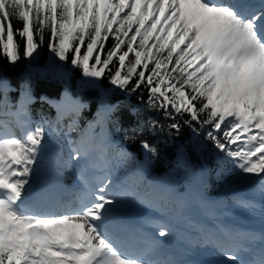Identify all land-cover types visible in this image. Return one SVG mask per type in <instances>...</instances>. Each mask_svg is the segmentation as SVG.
I'll return each instance as SVG.
<instances>
[{
	"label": "snow or ice",
	"instance_id": "snow-or-ice-1",
	"mask_svg": "<svg viewBox=\"0 0 264 264\" xmlns=\"http://www.w3.org/2000/svg\"><path fill=\"white\" fill-rule=\"evenodd\" d=\"M45 33L51 62L41 76L64 82L70 64L82 86L98 88L105 77L128 95L143 86L148 109L173 121L170 131L178 133L176 116L187 115L183 124L203 131L213 154L230 158L242 175L260 177V201L234 203L264 217V0H0V58L11 65L34 59ZM31 74L15 102L0 76V264H196L165 247L186 219L187 203L174 185L154 178L151 192L138 191L144 170L121 176L124 154L117 153L114 165L106 141L97 143L90 132L103 129L117 106L102 103L80 130L75 117L84 105L65 87L61 101H48L56 118L34 120ZM68 104L74 116L64 123ZM140 145L156 154L147 140ZM65 170L74 174L73 189L60 201L52 193L64 189ZM169 200L178 207L169 208ZM134 204L157 215L130 226L124 216ZM129 241L139 251H129ZM257 242L259 254L247 259ZM187 244L215 249L228 264H264V232L198 227Z\"/></svg>",
	"mask_w": 264,
	"mask_h": 264
},
{
	"label": "trees",
	"instance_id": "trees-1",
	"mask_svg": "<svg viewBox=\"0 0 264 264\" xmlns=\"http://www.w3.org/2000/svg\"><path fill=\"white\" fill-rule=\"evenodd\" d=\"M14 27H20V22L17 19L12 21ZM49 34L45 33V43L40 49V55L36 56L34 61L24 59L15 64L11 65L6 59L0 58V76L6 77L10 84L15 86L20 92V85L24 82L31 70L36 69L39 72H34L31 74L29 83L32 90V94L36 97L41 95H46L51 98L60 99L63 94L65 87H67L71 93L88 102L89 109L84 110L82 113V119L85 121L95 120V112L98 109L99 101L102 99L107 100L109 103H116L118 108L111 114L112 121L118 126L119 130L123 133L124 137H127L128 148L138 154H141V140H147L148 143L156 149V154L151 155L155 158V169L156 173L159 175L163 174L165 171L166 161L183 157L187 164H194L196 158L194 153L188 144V127L183 124V119H187V115L183 117L176 116V121L180 123L181 127L177 133L175 130H169L168 124L173 121L166 119L163 111H155L148 109L146 101L148 98L147 91L141 87L137 92L128 95L126 92H122L117 88L110 89L107 78L105 77L98 82V88H91L81 85V74L78 69H71L70 64L68 65L70 69V75L67 77L66 81L61 82L60 80L54 78L51 75L46 77L41 76L43 68L51 62L50 54L48 52ZM19 41V37H17ZM21 43V54L23 51V43ZM112 40L109 39L106 48L111 47ZM57 63H59L57 61ZM32 68V69H30ZM79 81V85L75 83ZM135 81H133L134 83ZM131 87V85H129ZM19 92H10L9 98L13 100L14 98H19ZM106 93V94H104ZM37 109H44L42 106ZM31 113L33 109L29 106ZM51 108V107H46ZM134 110V112H131ZM46 114V113H44ZM47 115V114H46ZM156 122L157 126L152 127L153 122ZM135 130V131H134ZM172 143V145L170 144ZM231 162V159L224 158V163L220 165L219 169L222 172H226V165Z\"/></svg>",
	"mask_w": 264,
	"mask_h": 264
},
{
	"label": "rangeland",
	"instance_id": "rangeland-1",
	"mask_svg": "<svg viewBox=\"0 0 264 264\" xmlns=\"http://www.w3.org/2000/svg\"><path fill=\"white\" fill-rule=\"evenodd\" d=\"M35 59L36 57L34 59H31V61H34ZM45 68H43V70ZM39 70L33 69L31 70L32 71L31 73H34L36 71L39 72ZM69 75H70V72L68 74V77ZM75 83L79 85V81H75ZM113 88L114 86L111 87L110 89H113ZM72 99L78 100L80 104L84 105V107L87 106V103H85L83 100L74 98L73 96H72ZM48 101L56 102L53 99L47 98L46 102ZM82 109H80V111ZM69 110H71L70 104H68L65 107V111H69ZM73 116L74 114L72 113L71 115L67 114L65 117L68 118V120L70 121L71 119H73ZM55 118H53V120ZM75 118L77 119V117ZM77 122H78V128L80 130H84L88 128L89 123H86V125H84L78 119H77ZM109 125L111 128H110V136L108 138H105V128L104 127L102 129L101 127L97 126L94 129H91L90 132L95 135L96 142H97V139H99V141L102 139H106L104 140L106 141L105 146H108L109 149H111V152H114V154H109V152L107 151V154L109 155V157L113 158V164L117 162L115 158L118 152H122L124 154V156L119 161V163H123V168L122 167L119 168V173L121 176L126 175V173L123 172L124 167L127 173H130V174L142 168L145 173L143 177L144 184L139 183L137 185V189L140 192H151L153 189V185L151 183L153 179L154 178L161 179V178L151 173L149 163L147 162L140 163V160H138L137 156L133 155V153H131L129 150H127L124 147V145L127 144V142L125 141L122 135H119L117 127L112 123V121L109 122ZM194 126H197L195 125V122H194ZM72 136L73 138H76L77 133L73 132ZM187 136H189L188 144L190 148L192 149V151L194 152V155L196 157V162L192 165L194 169H189V167L185 165L184 163L183 165L178 164L181 161L179 162L178 160L171 159V160L166 161V165H165V169L167 170L166 177L161 179V180L170 181L174 185L179 196L183 197L187 203V206L185 208L186 211L184 210V213H183L186 219L176 224V231L173 234V237H175L177 240L183 238L184 234H186L184 233L185 227H186L187 233H191L190 229H192L193 227L192 224L200 223V217H201L200 215L203 210L207 215H210L211 210L213 209L215 205H219L220 207L215 215H212V214L211 215L215 218L219 217L222 221H224L225 218L228 217L226 218L227 219L226 221L224 222L220 221V222L224 223V226H228L231 224L233 225L235 222L234 221L235 217H233V215L226 216V214L234 212L237 209H239L237 205L234 203L235 198L249 199L250 198L249 193L252 192V189H254L257 192H260L257 189H260L261 187L260 177L254 174H245L243 175L244 177H242V174H241L240 179L238 178L235 179L234 177H229L227 179L230 184L236 183L238 184V186L235 187L234 184L229 187L222 186L224 187L223 192H221L220 194L211 195L209 191L216 189L217 188L216 186L221 184V181L224 180V178L222 177L221 178H218L217 176L215 177L218 171L215 170L214 168L222 160L223 154L222 153L213 154V152L210 151L211 144L209 141L205 139V134L203 131L200 132L199 134H195L192 132L190 128H188ZM201 145H206L207 147L202 148ZM148 153L149 155H152V153L150 152ZM65 155H67V153H65ZM153 161L155 164V158ZM170 171H173L179 177H183L185 179L186 183L184 184V181H183V185H184L183 188H182L181 183L178 181V179H176V177L175 178L169 177L168 173ZM65 172H68V175H64V181H63L64 189H58V191L56 190L53 196L54 199L57 198L60 201H67L65 198V196L67 195L66 193L68 191L67 187H70L69 193H68L69 196L73 189L74 174L73 172L68 171V170H65ZM190 178L193 180H189ZM168 207L172 209H176L178 205L175 201L169 200ZM189 223H192V224H189ZM187 225H189L190 229L187 228ZM200 227L202 226L200 225Z\"/></svg>",
	"mask_w": 264,
	"mask_h": 264
},
{
	"label": "bare ground",
	"instance_id": "bare-ground-1",
	"mask_svg": "<svg viewBox=\"0 0 264 264\" xmlns=\"http://www.w3.org/2000/svg\"><path fill=\"white\" fill-rule=\"evenodd\" d=\"M58 191V189H56ZM54 190L53 193H52V196H54V192L56 191ZM251 195V200H254L256 202H259L261 196H260V192H257L255 191L254 189H252V192L249 193ZM57 199V198H55ZM59 200V199H58ZM234 208V207H233ZM235 210V209H233ZM186 211V209H185ZM203 212V211H202ZM205 213V212H204ZM204 215V214H203ZM228 215H233V217H235L234 219V224L232 225H228L229 227L231 226H235L237 228H241V229H244V230H252V231H256V232H263L260 228H255V227H252L250 228V224L251 222L253 224H258L259 223V219L262 218L264 220V217H262L259 212H257V214L255 215H251L249 214L247 211H244L242 209H239V210H236L235 213H232V214H226V216ZM228 218V217H227ZM126 223H128L130 226H136V227H139L140 226V222L139 221H135L133 223H129L127 221H125ZM216 224H218V226L220 227H223L224 226V223H221L220 221H217V222H214V219H211L209 217V223L206 225L204 223H202V227H206V228H210V227H216ZM217 226V227H218ZM192 227V226H190ZM173 242L172 241V238L171 236L168 237L167 239V244H166V249L169 250V245L170 243ZM259 243V242H257ZM139 245H135V247L133 248V251H139ZM188 247V246H187ZM253 251L257 250L258 248V245L255 244L253 246H251ZM189 248V247H188ZM200 251L201 250H204L208 255L212 256V257H215V258H218L220 261H222L224 264H228L227 261H225V258L223 257V255L219 252H217L215 249H212V248H203V249H199ZM198 251V250H196ZM185 253H188V250L185 249L184 250ZM247 254V253H246Z\"/></svg>",
	"mask_w": 264,
	"mask_h": 264
}]
</instances>
